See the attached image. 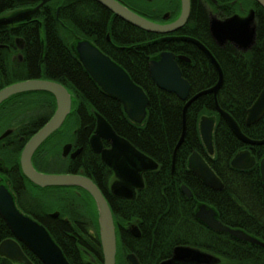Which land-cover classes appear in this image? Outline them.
Returning a JSON list of instances; mask_svg holds the SVG:
<instances>
[{
    "label": "trees",
    "instance_id": "trees-1",
    "mask_svg": "<svg viewBox=\"0 0 264 264\" xmlns=\"http://www.w3.org/2000/svg\"><path fill=\"white\" fill-rule=\"evenodd\" d=\"M52 5L53 9L48 17L49 24L45 29L42 70L40 71L37 66V56H35L41 53V40L33 36L32 47L35 57L32 60V70L21 76L22 80L44 79L60 83L74 95L76 102L74 114L72 113L68 125L72 128L79 127L80 132L91 135L96 124L92 116L94 111L103 116L119 136L128 140L159 165L158 170L144 174L145 188L139 192L135 201L123 202V205L115 206L118 209L116 223L123 229L120 235L122 240L131 243L136 251L143 250L149 256H156L157 261L168 258L177 246H191L219 254L221 236L212 232L196 218L197 212L204 204L213 208L217 219L231 229L251 232L252 218L249 215L254 211L264 213V188L259 167L264 160V147L252 148L256 150L255 167L249 170L232 167L231 161L235 155L250 147L239 141L227 123L220 118L215 110L214 95L200 97L188 109L186 137L177 153L175 174L172 175L173 154L182 136L183 109L186 102L175 94L157 87L150 76L149 63L151 60H157L163 52L190 57L191 65L181 62L179 66L183 77L190 82L191 97H193L205 89L214 87L218 81L214 66L204 53L192 43L169 40L165 39L164 35L146 32L116 17L113 13L111 21L107 23V18L102 19L100 15L104 12V7L94 0H53ZM58 6L62 9L60 19L57 20L55 15ZM179 11L180 6H177L176 16ZM101 14L104 17V14ZM142 15L155 21L154 16ZM260 19L257 43L247 53L239 52L230 45L219 48L210 37L205 14L194 0L191 3L189 21L180 33L182 36L198 39L218 60L225 74V82L218 93L217 101L220 107L235 119L243 133L255 140L264 139V119L257 125L248 127L246 118L248 109L264 88V12ZM108 36H110L109 41ZM80 39L89 40L111 57L146 92L150 104L143 125L130 121L121 104L105 94L87 73L76 51ZM200 69L207 70L208 74H199ZM16 78L20 77L10 74L4 76L0 67V90L13 84ZM17 96L4 103L5 106L3 108L1 106V110L8 109L5 115L11 116V113L21 110V108H13V102L24 98L32 102L29 109L31 116L20 122H13L10 117L0 120V134L7 128H17L15 134L4 141V146L0 144V161L2 166L14 171L12 175L14 184L21 186L23 182L26 189L28 184H32L21 172L20 155L25 143L45 125L37 116L41 110L40 106L43 102H48L50 109L54 111L56 104L48 93H26ZM9 105L10 107H7ZM86 111L91 115L92 120L85 118V121L82 120V117H86ZM204 115L211 116L212 119L216 117L218 120L213 136L214 157L209 156L201 139L200 120ZM22 136L26 139L19 141ZM84 148L85 153L81 163L72 166L63 165L61 170L64 172L75 170V173L81 170L82 174L93 179L106 195L107 184L95 170L97 165L101 171L103 164L100 160L91 164L92 153L88 144ZM194 152L206 159L223 182V190L210 189L189 170L188 160ZM43 168L47 169L45 165ZM184 184L192 191V198H188L183 193ZM25 189H21L23 198L20 197L25 202V205L20 204L23 211L48 229L70 264H86L83 257L74 250L80 236L74 234L70 239L72 226L64 221V218L69 217L79 225L74 227H87L84 219L74 216L69 208H59V206L50 208L45 201L32 197L28 188ZM81 200L85 204L88 203L86 198L81 197ZM52 210L61 211V217L58 219L47 217L46 213ZM89 210L93 212L91 217L96 239L92 240L83 234L81 237L86 239V244L93 245L98 264H103L99 225L92 202ZM261 220L264 221V217ZM127 221L139 227L140 238H133L129 234L125 226L128 224ZM12 237V232L0 216V244ZM23 248L34 264H43L25 246ZM244 257V255L236 257L233 254L231 258L245 264H264V256L251 260ZM0 264L14 263L0 256Z\"/></svg>",
    "mask_w": 264,
    "mask_h": 264
},
{
    "label": "water",
    "instance_id": "water-1",
    "mask_svg": "<svg viewBox=\"0 0 264 264\" xmlns=\"http://www.w3.org/2000/svg\"><path fill=\"white\" fill-rule=\"evenodd\" d=\"M112 12L123 21L149 33L166 36L165 39L189 42L195 45L208 58L219 74L218 83L205 91L191 97V85L183 77L177 60L190 62L186 56H177L172 52H163L157 60L149 63V72L153 82L163 91L175 94L180 100L186 102L183 109V132L174 150L172 174L175 172L177 153L185 141L187 132V112L190 106L200 97L213 94L215 109L220 117L227 123L233 134L244 144L250 146L264 145V140H253L246 136L235 119L224 111L218 101L217 95L224 83L223 70L213 53L198 39L187 36H171L183 28L191 14V0H180L181 12L179 17L170 24H158L131 10L118 0H94ZM264 8V0H256ZM168 17L166 16L165 19ZM210 33L218 46H225L230 42L242 52L252 49L257 42V24L253 12L246 18L235 15L224 21L211 17ZM110 40V36H109ZM80 62L98 87L107 95L118 101L127 117L137 125H143L147 118V109L150 99L146 92L138 86L127 71L116 63L111 57L102 52L96 45L88 40H82L76 45ZM33 92H45L56 99L57 108L54 116L37 131L26 143L20 157V167L23 175L34 185L40 188H82L92 197L96 208L99 225L100 242L103 251L104 264L117 263V234L113 212L100 188L88 177L76 174H44L33 165L35 153L47 140L64 125L67 117L72 113V94L63 85L48 80H28L14 83L0 91V106L10 98ZM264 116V90L254 105L248 110L247 125L257 123ZM216 120L207 116L200 121L201 139L210 152L214 154L213 136ZM13 130H8L0 140L6 138ZM103 141L111 143L110 149H105ZM90 144L96 154H100L102 161L113 166L123 182L113 185V194L121 199L132 200L135 190H142L145 186L143 175L156 171L159 168L152 158L139 151L128 140L119 136L109 122L98 115L96 129L91 137ZM71 145L64 148L66 155ZM256 158L250 151L238 153L232 160V167L248 170L254 167ZM264 188V160L260 164ZM189 169L210 189L221 191L224 184L216 175L202 156L194 152L189 158ZM183 193L192 198L193 193L187 185H182ZM59 212L53 216L58 217ZM0 216L6 223L14 238L7 239L0 244V256L20 264H34L24 253L21 244L32 252L43 264H70L62 249L53 240L48 229L39 221L25 215L16 206L14 197L5 186H0ZM209 229L216 233H229L234 237L263 246L258 240L224 226L217 218L213 208L202 205L196 214ZM133 234L140 236L138 226L133 225ZM129 259L132 264H140L134 255ZM194 260L211 263L214 257L197 249L178 246L174 249V259L162 264H172L178 260Z\"/></svg>",
    "mask_w": 264,
    "mask_h": 264
},
{
    "label": "flooded vegetation",
    "instance_id": "flooded-vegetation-1",
    "mask_svg": "<svg viewBox=\"0 0 264 264\" xmlns=\"http://www.w3.org/2000/svg\"><path fill=\"white\" fill-rule=\"evenodd\" d=\"M118 1L121 2L122 4H124L125 6H127L128 8H130L131 10L135 11L136 13L140 14V15L148 14L150 17L154 16L155 17L154 22H156L158 24H170V23L174 22L179 17L180 12H181L180 0H166L169 7H168V10H166L164 12H161L158 8H149L147 10L140 8L139 5L142 4L143 0H118ZM145 1L147 3H152V2H155L156 0H154V1L153 0H145ZM194 1L196 2V4H198V6L201 8L202 12L205 14V16L207 18L208 26H209V33H210V22H211L212 16H214L217 20L224 21V20L231 18L235 15H239L242 18H246L250 15L251 12H253L255 15V22H256L257 28H258V25L261 22L260 21L261 20L260 19L261 14L264 12V8L256 0H194ZM52 3H53V0H0V67L2 68V74L4 76L7 77L10 74L11 76L17 75L18 77H20V78H16L17 80L14 79L13 80L14 83H18V82H22V81H28V80H22L23 77H21V76H24V75L31 72L32 64H33L32 60L35 56H37L36 57V64H37V66H39L40 71L42 70V67H41L42 66V58H43V54H44V46H45V41H46L45 29H47L48 24H49L48 17H49L50 11L53 9ZM143 3H144V1H143ZM191 3H192V0H191ZM177 6L178 7L180 6V11H179V14L176 16L175 10L177 9ZM61 9L62 8L60 6H58L56 9L55 18L57 20L60 19ZM104 9H105L104 12H101L104 14V17L101 13H100V15L102 16V19L107 18V23H109L112 19V12H110L106 8H104ZM166 16L168 17L167 19H165ZM183 28H181L180 30H178V31H176L170 35L171 36H182V35H180V33L182 32ZM33 36L37 37V39L41 40V53H40V55L36 54L34 57H33V47H32ZM210 37H211L212 41L215 43L211 33H210ZM82 40L83 39H80V41H82ZM107 40L109 41V36H108ZM228 45L232 46L237 51L242 52L239 49L235 48L230 42H228L223 47L218 46V45L217 46L219 48H225ZM250 50L251 49H249L247 52H249ZM242 53H246V52H242ZM187 58L190 59V57H187ZM177 62H178V64L181 62L184 64H189V65L192 64L191 59H190V62L181 61V60H177ZM213 69H214L215 73L217 74L218 81H219V74L215 68H213ZM199 74L205 75V74H208V71L204 70V69H200ZM223 74H224V71H223ZM31 80H35V79H31ZM39 80H44V79H39ZM48 81H50V80H48ZM218 81H217V83H218ZM224 82H225V74H224ZM56 83H58V82H56ZM223 85H224V83H223ZM222 87H221V89H222ZM205 90H208V89H205ZM205 90H203V91H205ZM220 90H219V92H220ZM263 90H264V88H263ZM262 91H261V93H262ZM33 93H37V92H33ZM42 93H45V92H42ZM260 94H259V96H260ZM21 95L23 96V94H21ZM49 95H51V94H49ZM209 95H213V94H209ZM259 96H258V98H259ZM14 97H18V96H14ZM190 98H191V96H190ZM257 99H256V101H257ZM10 100H12V98H10L9 100H6L4 103H7ZM54 100H55V104H56V99L54 98ZM4 103L1 105L2 108L5 106ZM254 103H253V105H254ZM31 104H32V102L29 101L28 99H24V98L23 99H17L16 101L13 102L12 107L13 108H21V110L14 112L13 114L11 113V116L5 115V113L8 109L1 110L2 108L0 106V120L4 119L6 117H10L13 122H20L22 120H26L27 118H30L31 111L29 109L31 107ZM75 104H76V102L74 101V95L72 94V113L73 114H74L73 111L75 108ZM7 107H10V105ZM40 107H41V110L37 116L39 117L40 122H43L46 124L54 116L56 109L54 111L52 109H50V104L48 102H43V104ZM56 108H57V104H56ZM72 113L67 117L66 122L60 128V130H58L56 133H54L47 140V142L35 153V155L33 157L34 167L39 172H42L44 174H55V175L76 174V175L84 176L82 174L81 170L79 171V173L78 172L75 173L76 172L75 170H72L69 172H64L61 170V168L63 165H70L71 164V166H72V165H77L78 163H81V160H83V156L85 153L84 147L88 144V147L90 148V151L92 153L91 164L94 161L97 162L98 160H100L103 164L101 171H100V168L97 167V165L95 166V170L98 171L96 174H98V176H100L101 179L103 181H105V183L107 184V187H108V193L106 192L107 193L106 195L103 193V191L101 189L100 190L102 191L103 195L105 196L109 205L111 206L113 216H114V221H115V226H116V234H117V264H132L131 260L129 259L130 255H134L140 264H162L165 261H172L174 259V249L176 247L173 249L172 253L170 254V256L168 258H166L162 261H157V260H155L156 256L155 257L152 255L149 256V254L145 253L143 250H137L136 251L135 248H133V245L131 243L124 242L122 240L120 235H121V232L123 231V229L121 228V226L117 225V223H116L115 217H116V211L118 209H116L115 206H117L119 204L123 205L122 204L123 202L135 201L138 197L139 192L142 191L145 188V186L142 190H139V189L135 190V195H134V198L132 200H125V199H121V198L116 197L112 192V187L114 184L119 183V182H123V181L118 176V172L114 169V167L106 165L102 161L101 155L96 154L94 152V150L92 149L91 144H90L91 137L93 136L95 129H96L97 118H98L99 114L95 113L94 111L92 113L93 114L92 116L94 117L93 119L95 120L96 124H95V128H94V132L91 135H89V134H86L85 132H80L79 127L72 128L71 125H68L69 119L73 115ZM247 115H248V111H247ZM82 116H84V114ZM205 116L206 115H204L203 117H205ZM207 117L211 118V116H207ZM84 118L86 120H92L91 115H89L87 111H86V117H82L83 121H85ZM263 119H264V116L257 123L252 124L250 126L247 125V123H246V125L248 127H253V126L257 125ZM214 120H216V125H217L218 120L216 119V117H214ZM246 120H247V118H246ZM64 127H67L66 131L63 130ZM8 130H13V132L11 134H9L6 138L0 140V144H2V146L5 145L4 141L6 139H8L9 137H11L15 134V132L17 131V128L16 127H10V128L5 129L0 134V137L5 132H7ZM66 136L70 137L69 140H65ZM88 136H89V138H88ZM25 139L26 138L24 136H22L19 138V141H24ZM253 140H255V139H253ZM260 140H264V139H260ZM26 143H25V145H26ZM67 145H71V146L65 155L64 154V148ZM103 145H104L105 149L111 148V143L108 141H103ZM244 145H246V144H244ZM45 146H46V148H45ZM247 146L250 148H248L246 150L250 151L251 154L256 158V164H257V157H256V155H254L256 150H253L252 148L264 147V145H261V146L247 145ZM55 148H60V150H61L60 157L57 160L58 162L55 161L54 165H51L50 162L45 163L46 157L48 156L49 152ZM41 149H43V151H41ZM243 151H245V150H243ZM209 156H211V157L215 156V149H214L213 155H210V152H209ZM20 157H21V155H20ZM202 158H204V157H202ZM204 160L206 161L205 158H204ZM19 162H20V160H19ZM256 164H255V166H256ZM260 164H259V167H260ZM43 165H45L47 167V169H44ZM188 168H189V160H188ZM20 169H21V167H20ZM54 170H57V171H54ZM260 170H261V168H260ZM21 172H22V170H21ZM13 174H14V171H12V169H10L8 167L2 166V163L0 161V186H5L9 190V192L14 197V201H15L17 208L22 213L27 215L20 206L21 203H23L22 205H25V202L20 198V197L23 198V196H22L23 194L21 192V189H25V187L23 185V182L21 183V186H16L14 184L13 178H12ZM174 174H175V172L172 175L174 176ZM96 178H98L97 175H96ZM143 179H144V175H143ZM91 180L97 185V183L93 179H91ZM144 182H145V180H144ZM31 184L32 185L28 184L29 186L27 187L30 195L32 197H35V198H38V199L44 201L41 197H39L38 195H35L34 189L35 188L45 189V188H40V187L34 185L33 183H31ZM27 188L25 190H27ZM57 189L67 190V191H63V192H66L65 196H67L68 200L72 204L69 208L71 210L70 212L73 213L74 216L84 219V222H85L84 224L87 226V227H74L75 225H78L77 221H72L69 217L64 218L65 223L72 226V228H70V233H69L70 239L73 238L74 234L80 236V239L78 240L79 242L75 244V249H74L75 252L79 256L83 257L84 262L86 264H98V262H97L98 259L96 256L97 254L95 253L93 245L86 244V239L81 237V234H83L84 236L90 237L92 240L96 239V232H95V229L93 228L94 223H93V221H92V223L90 222V220H92L91 216H92L93 212L91 210H89L90 208L85 206L84 201L81 200V197L86 198L87 202L90 204L92 202V206H93L94 202H93L92 197L89 195V193L87 191H85L82 188H78V187L57 188ZM76 197H78L80 205L81 206L83 205V207H80L79 209L77 208L76 204H74L72 201V199L76 198ZM20 201H22V202H20ZM82 209H83V211H82ZM56 212L60 213V215L58 217L53 216ZM84 214L85 215L88 214L87 216H90L91 218L87 217L89 219L88 220ZM27 216H29V215H27ZM46 216L51 218V219H58L61 217V211L52 210V211H49L48 213H46ZM249 216H251V218H252V230H251V232H247V231H244L241 229H233V230H238V231L243 232L244 234L258 240L259 242H261L263 244V246H260L257 244H252L250 242H246L244 240L238 239L229 233H216L210 229L215 234L221 236L220 239H221L222 244L220 245V247H218L219 254H214L212 252H209L206 250H201V249L194 248L191 246H184V247H190V248L197 249V250H199L205 254H208V255L214 257L215 260H213L211 263H203V262H198V261H194V260H185L184 259L181 261L175 260V261H173L172 264H245L244 262L240 263L239 261H236L234 258H231V257H233V254L236 257L244 255L245 256L244 258H247L248 260H251L252 258H254V259L261 258L262 256H264V221L261 220L264 217V213L254 211ZM29 217H31V216H29ZM127 223L128 224H125V226H126V230L129 232V234L133 238H140L141 237L140 229H139V231H140L139 237H135L133 234V229H134L133 225H136V224L131 223L130 221H127ZM258 223H260V224H258ZM256 224H258V225H256ZM223 225L226 226L225 224H223ZM226 227H228V226H226ZM78 232H80V233H78ZM12 238H14V236ZM21 247L24 251V248H23L24 245L21 244ZM24 253H25V251H24ZM12 262L14 264H20L19 262H14V261H12ZM103 264H104V260H103Z\"/></svg>",
    "mask_w": 264,
    "mask_h": 264
},
{
    "label": "rangeland",
    "instance_id": "rangeland-1",
    "mask_svg": "<svg viewBox=\"0 0 264 264\" xmlns=\"http://www.w3.org/2000/svg\"><path fill=\"white\" fill-rule=\"evenodd\" d=\"M143 1H144V3H143ZM143 1H142V4H140L139 6H140V8H143L144 10L145 9L147 10L149 8H158L161 12H164V11L168 10V7H169L166 0H156L155 2H152V3H147L145 0H143ZM63 130L66 131L67 127H64ZM69 138H70L69 136H66L65 140H69ZM45 148H46V146H45ZM60 153H61L60 148L53 149L52 151L49 152L48 156L46 157L45 163L50 162L51 165H54L55 161H57L58 158L60 157ZM54 171H57V170H54ZM34 193H35V195H38L39 197H41L47 203V205L52 209L57 207V206H59V208H62V207L70 208V206L72 205L69 200H67V201L63 200V199H68V198H67V196H65L66 192H63L62 189H57V188L37 189V188H35ZM72 201L74 204H76L78 209L80 207H83V205L82 206L80 205L78 198L77 199L73 198ZM84 205L87 206L88 208L91 207L90 203H86V204L84 203ZM95 207L96 206L94 204L93 208L96 210ZM82 211H83V209H82ZM87 215L88 214L85 215L86 218L87 217L91 218L90 216H87ZM90 222L92 223V220H90Z\"/></svg>",
    "mask_w": 264,
    "mask_h": 264
},
{
    "label": "bare ground",
    "instance_id": "bare-ground-1",
    "mask_svg": "<svg viewBox=\"0 0 264 264\" xmlns=\"http://www.w3.org/2000/svg\"><path fill=\"white\" fill-rule=\"evenodd\" d=\"M117 264V263H116Z\"/></svg>",
    "mask_w": 264,
    "mask_h": 264
}]
</instances>
